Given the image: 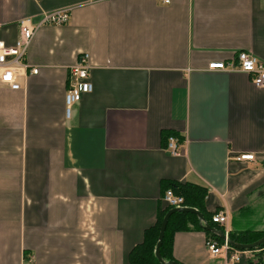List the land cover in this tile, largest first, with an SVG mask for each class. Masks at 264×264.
<instances>
[{"label":"crops","instance_id":"1","mask_svg":"<svg viewBox=\"0 0 264 264\" xmlns=\"http://www.w3.org/2000/svg\"><path fill=\"white\" fill-rule=\"evenodd\" d=\"M59 10L68 22L27 49L38 73L0 84V264H130L166 206L163 183L204 188L228 234L264 231V88L207 69L241 51L264 63V0H0V39L12 46L19 20ZM82 55L92 92L66 119ZM167 133L182 139L177 157ZM206 240L175 233L173 259L226 264Z\"/></svg>","mask_w":264,"mask_h":264},{"label":"built area","instance_id":"2","mask_svg":"<svg viewBox=\"0 0 264 264\" xmlns=\"http://www.w3.org/2000/svg\"><path fill=\"white\" fill-rule=\"evenodd\" d=\"M161 4H169V0H158ZM69 20L68 10H59L46 13L37 23H32L30 19H21L18 21V38L14 45L7 46L0 39V84L7 86L11 90L19 89L16 78L19 72L29 70V74L36 75L37 68H31L24 63L27 49L36 33L42 26H63ZM208 70H217L225 73H241L249 76L251 84L256 88H264V63L248 52H237L235 58L228 63H212L207 67ZM90 66L88 56L82 55L78 62L69 68V83L64 96L65 118L71 117L72 108L77 104L82 96L92 92V84L89 80ZM167 152L177 157L181 154L178 140L175 137H169L166 143ZM252 156H243L241 160H252ZM161 200L164 205L173 208H183V200L176 196L172 190H167L162 195ZM212 223L220 227L227 225L228 216L224 212H217L211 217ZM225 239L218 244L213 239L206 240V249L208 253L216 257L224 255L226 264L239 262L244 256L256 259V255L261 253V260H264V248L252 251H240L228 245V231H223ZM264 262V261H263Z\"/></svg>","mask_w":264,"mask_h":264},{"label":"trees","instance_id":"3","mask_svg":"<svg viewBox=\"0 0 264 264\" xmlns=\"http://www.w3.org/2000/svg\"><path fill=\"white\" fill-rule=\"evenodd\" d=\"M175 137L178 142H182L181 137L176 134L167 133L163 134V145L166 147V143L169 137ZM264 167V163L262 165ZM165 184V185H164ZM162 195L167 190H172L176 196H179L183 200L182 206L185 208H191L198 211L203 217V224L215 228L216 230L223 233V228L212 223L210 215L205 212V197L207 191L196 185L191 184H162ZM171 210V208L165 206V208H159L156 216V221L150 228L146 229L143 235V240L140 244L136 245L128 255V261L130 264H160L155 255L154 250L158 240L159 228L165 214ZM203 231L207 235V239H213L218 244L222 243V239L215 236L209 232H206L199 225L198 218L193 214L188 213H174L172 214L166 224L163 239L159 249V254L165 263H175L172 256V239L173 235L178 232H189V231ZM264 237V231H245V232H230L228 234V239L231 242L246 245L257 242ZM264 245L260 246L255 250L263 249ZM261 253L256 255V264H261Z\"/></svg>","mask_w":264,"mask_h":264},{"label":"water","instance_id":"4","mask_svg":"<svg viewBox=\"0 0 264 264\" xmlns=\"http://www.w3.org/2000/svg\"><path fill=\"white\" fill-rule=\"evenodd\" d=\"M174 213H188V214L195 215L198 218L199 225L202 227V229L204 231L209 232V233H211V234H213L215 236H218L222 240L225 239V236L223 235V233H221L220 231L216 230L215 228H211L210 226L203 224V217L198 211H196L194 209H191V208H185V207H183V208H173V209L169 210L165 214V216H164V218H163V220L161 222L160 228H159L158 240H157V244H156V247H155V250H154V255H155L157 261L160 264H175V263H165L162 260L160 254H159V249H160V246H161V242H162V239H163V235H164V231H165V227H166L167 221H168L169 217L172 214H174ZM227 243L232 248L240 250V251H252V250H255V249L259 248L260 246L264 245V237L262 239L258 240L255 243L246 244V245H241V244H237V243L231 242L229 239H227Z\"/></svg>","mask_w":264,"mask_h":264}]
</instances>
